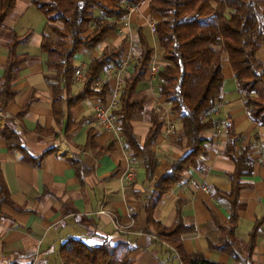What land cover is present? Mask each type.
<instances>
[{"label":"crops","instance_id":"1","mask_svg":"<svg viewBox=\"0 0 264 264\" xmlns=\"http://www.w3.org/2000/svg\"><path fill=\"white\" fill-rule=\"evenodd\" d=\"M149 2L140 0L137 5H127L126 8H131H127L115 32L95 49L75 55L72 94L81 89L89 61L123 38L127 40L123 60L129 55L124 76L127 75L138 55L140 29L153 48L151 59L162 67V49L150 30V24L160 16L150 11ZM6 23L8 38L0 41V76L7 62L6 44L11 33L23 39L17 53L26 54L27 59L12 77L15 95L0 117V128L9 125L24 148V151L8 149L6 139L0 135V172L11 200L1 208L0 264H61L59 249L69 238L98 243L103 237L126 244L131 249L133 264H182L166 242L146 231V204L152 198L154 185L171 162L187 152L177 144L181 124L160 95L157 75H152L148 67L146 80L138 84L137 93L146 94L147 98L142 113L132 121L142 143L151 127L150 111L155 109L165 118L162 132L152 146L157 167L152 180H148L141 162L131 156L119 130L113 133L96 122L94 114L101 105L96 97L85 98L70 109L63 104L62 116H54V94L45 78L51 71L41 50L42 34L47 29L44 15L30 0H15L1 31ZM258 58L264 65V44L258 50ZM116 68L110 67L107 72L111 92L117 82ZM78 70L82 73L80 79L75 74ZM222 73L220 100L213 112L218 124L205 134L206 153L184 172L180 182L162 195L152 217L166 226L172 225L179 203L183 222L193 227L192 233L182 237L184 251L202 253L218 264H242L247 256L250 231L264 216L263 134L246 112L227 61L223 62ZM118 103L114 110L119 108ZM26 106L20 116V110ZM90 130L94 131L93 144L86 146ZM228 130L240 136L237 148L250 146L253 161L251 174L242 177L244 187L236 206L234 236L238 261L210 245L220 237L217 221L225 222L230 215V204L216 193L231 188L228 175L234 171V163L224 153ZM129 167L134 168L135 177L128 183L124 177ZM101 209L104 213H99ZM250 261L264 264V222L257 229Z\"/></svg>","mask_w":264,"mask_h":264},{"label":"trees","instance_id":"2","mask_svg":"<svg viewBox=\"0 0 264 264\" xmlns=\"http://www.w3.org/2000/svg\"><path fill=\"white\" fill-rule=\"evenodd\" d=\"M46 19L54 37L42 34L41 50L47 56L46 65L51 73L45 75L54 94V116H62V105L68 109L85 98L96 97L106 105L111 94L110 67H118L127 50L125 38L116 45L107 46L94 56L83 73L81 89L72 94L70 86L76 70L75 55L95 49L115 32L127 14V5H137L140 0H30ZM15 0H0V31L5 18L14 8ZM149 9L160 19L154 22V37L162 49L163 65L157 73L160 95L170 110L177 115L181 133L177 144L186 149V154L171 162L166 173L157 180L152 198L146 204V231L166 242L182 264H218L202 253H188L182 248V237L193 232L180 215L177 203L176 217L166 226L152 217L154 206L167 191L180 182L184 172L195 166L199 156L206 153L208 141L205 134L214 129L218 121L213 112L220 100L224 76L223 62L232 69L239 91L242 93L246 112L262 129L264 146V65L258 58V50L264 44V0H150ZM57 23L60 26L56 25ZM23 39L11 33L6 46L7 62L0 76V112L13 99L12 77L26 61V54H18L17 47ZM138 55L131 71L123 77L120 106L114 110L118 130L131 156L140 161L146 178L152 180L157 162L152 150L161 134L165 118L157 110L149 114L151 127L142 143L137 138L132 121L142 113L146 94H138L137 86L146 80L151 52L143 32L138 30ZM100 82L96 84V82ZM22 108L19 115L26 110ZM0 135L7 141L10 150L24 151L14 131L5 125ZM94 131L90 130L87 145L93 144ZM240 136L228 130L225 154L234 163V171L228 175L229 191H216L230 204V215L225 222L217 221L220 237L211 247L225 252L236 261L239 259L234 226L236 206L242 177L251 174L253 161L250 146L237 148ZM11 203L8 188L0 172V218L1 208ZM264 216L257 220L250 231L246 247V259L242 264H251L257 229ZM131 249L121 242L101 238L98 243L69 238L60 246L61 264H133Z\"/></svg>","mask_w":264,"mask_h":264},{"label":"built area","instance_id":"3","mask_svg":"<svg viewBox=\"0 0 264 264\" xmlns=\"http://www.w3.org/2000/svg\"><path fill=\"white\" fill-rule=\"evenodd\" d=\"M127 8L130 9L131 7L129 6ZM150 30L152 33L154 32L153 23L150 24ZM128 58H129V55L127 58L122 60V62L119 64V66L115 70V78L117 82L109 96L107 104L97 106L95 114H94L96 122L100 126H102L104 129L111 131L113 133L118 132L117 118H116V115L114 114V109L117 108L119 104L118 98H119L120 89H121L122 77L126 73V69L128 67ZM159 69H160V64L156 60L151 59V63L149 66V70L151 74L157 75ZM75 74L77 78L79 79L82 78V73L79 70ZM96 84H98V82H96ZM1 116H2V113L0 112V117ZM134 177H135V170L133 167H129L124 178L129 183L134 179ZM204 190L208 192L206 188H204ZM99 213H104V210L102 209L99 210ZM119 227L120 225L116 223V229H119Z\"/></svg>","mask_w":264,"mask_h":264},{"label":"rangeland","instance_id":"4","mask_svg":"<svg viewBox=\"0 0 264 264\" xmlns=\"http://www.w3.org/2000/svg\"><path fill=\"white\" fill-rule=\"evenodd\" d=\"M56 25L60 26L59 23H57ZM8 27H9V25H8V23H6V24H5V28H4V29L1 31V33H0V41H2V42H5L6 39L8 38ZM46 33H47L49 36H51L52 38L54 37V35H53V33H52V31H51L50 28H47V29H46Z\"/></svg>","mask_w":264,"mask_h":264}]
</instances>
